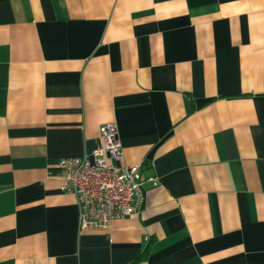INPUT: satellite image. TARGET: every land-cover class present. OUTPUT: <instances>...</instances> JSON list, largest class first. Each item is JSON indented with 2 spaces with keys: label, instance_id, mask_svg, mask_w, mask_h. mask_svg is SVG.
I'll return each mask as SVG.
<instances>
[{
  "label": "crops",
  "instance_id": "1",
  "mask_svg": "<svg viewBox=\"0 0 264 264\" xmlns=\"http://www.w3.org/2000/svg\"><path fill=\"white\" fill-rule=\"evenodd\" d=\"M110 122L140 201L80 231ZM0 264H264V0H0Z\"/></svg>",
  "mask_w": 264,
  "mask_h": 264
},
{
  "label": "built area",
  "instance_id": "2",
  "mask_svg": "<svg viewBox=\"0 0 264 264\" xmlns=\"http://www.w3.org/2000/svg\"><path fill=\"white\" fill-rule=\"evenodd\" d=\"M91 155L58 163L61 190L76 197L80 231L107 229L113 220L135 214L141 197L139 166L122 164L115 123L99 127V141Z\"/></svg>",
  "mask_w": 264,
  "mask_h": 264
}]
</instances>
